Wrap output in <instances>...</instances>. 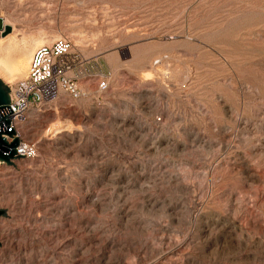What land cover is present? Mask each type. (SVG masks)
Masks as SVG:
<instances>
[{
  "label": "rangeland",
  "instance_id": "374dc122",
  "mask_svg": "<svg viewBox=\"0 0 264 264\" xmlns=\"http://www.w3.org/2000/svg\"><path fill=\"white\" fill-rule=\"evenodd\" d=\"M0 21L6 88L59 38L110 84L22 124L0 264H264V0H0Z\"/></svg>",
  "mask_w": 264,
  "mask_h": 264
},
{
  "label": "built area",
  "instance_id": "2783aa9c",
  "mask_svg": "<svg viewBox=\"0 0 264 264\" xmlns=\"http://www.w3.org/2000/svg\"><path fill=\"white\" fill-rule=\"evenodd\" d=\"M159 62L157 65L162 64ZM82 71L81 59L75 55L72 42L59 38L51 45L35 50L25 79L13 86L7 85L10 104L0 106V143L4 141L10 145L14 140L19 141L15 149L18 159L10 164L37 157L36 145L22 139L21 127L32 111L44 109L51 88L59 87L71 100L77 101L89 96L83 84H89L96 78L97 94L102 96L107 93L110 84L105 76H90L84 81L86 77Z\"/></svg>",
  "mask_w": 264,
  "mask_h": 264
},
{
  "label": "water",
  "instance_id": "95a60500",
  "mask_svg": "<svg viewBox=\"0 0 264 264\" xmlns=\"http://www.w3.org/2000/svg\"><path fill=\"white\" fill-rule=\"evenodd\" d=\"M7 30H9L7 28ZM10 104V94L6 89L4 83L0 82V106H5ZM19 144L18 140H14V142L10 145L1 141L0 143V162L10 164L12 160L18 159L16 155V148ZM2 212H0V216H2Z\"/></svg>",
  "mask_w": 264,
  "mask_h": 264
},
{
  "label": "bare ground",
  "instance_id": "6f19581e",
  "mask_svg": "<svg viewBox=\"0 0 264 264\" xmlns=\"http://www.w3.org/2000/svg\"><path fill=\"white\" fill-rule=\"evenodd\" d=\"M4 29H5V26H4V24H3V22L2 21H0V34H1V32L2 31H4ZM9 40H7V42H8ZM10 42V41H9ZM3 44V43H2ZM1 45V44H0Z\"/></svg>",
  "mask_w": 264,
  "mask_h": 264
}]
</instances>
